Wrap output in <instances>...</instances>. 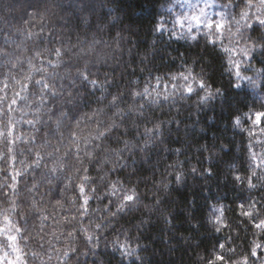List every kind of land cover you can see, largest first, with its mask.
<instances>
[{
  "label": "clouds",
  "instance_id": "1",
  "mask_svg": "<svg viewBox=\"0 0 264 264\" xmlns=\"http://www.w3.org/2000/svg\"><path fill=\"white\" fill-rule=\"evenodd\" d=\"M262 116L264 0H0V264H264Z\"/></svg>",
  "mask_w": 264,
  "mask_h": 264
},
{
  "label": "trees",
  "instance_id": "2",
  "mask_svg": "<svg viewBox=\"0 0 264 264\" xmlns=\"http://www.w3.org/2000/svg\"><path fill=\"white\" fill-rule=\"evenodd\" d=\"M261 122L264 123V116H262V120H261ZM201 211H202V209H201Z\"/></svg>",
  "mask_w": 264,
  "mask_h": 264
},
{
  "label": "rangeland",
  "instance_id": "3",
  "mask_svg": "<svg viewBox=\"0 0 264 264\" xmlns=\"http://www.w3.org/2000/svg\"><path fill=\"white\" fill-rule=\"evenodd\" d=\"M260 120H262V117H260Z\"/></svg>",
  "mask_w": 264,
  "mask_h": 264
}]
</instances>
